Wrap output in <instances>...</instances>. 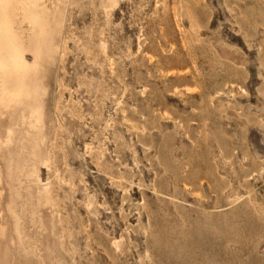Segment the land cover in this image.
<instances>
[{"label":"rangeland","instance_id":"1","mask_svg":"<svg viewBox=\"0 0 264 264\" xmlns=\"http://www.w3.org/2000/svg\"><path fill=\"white\" fill-rule=\"evenodd\" d=\"M47 6L45 102L2 109L3 127L17 122L14 161L36 164L15 210L42 250L9 244L12 264H264V0ZM23 58L33 65L31 51ZM25 100L47 110L45 130L25 119ZM36 176L51 206L38 204Z\"/></svg>","mask_w":264,"mask_h":264},{"label":"bare ground","instance_id":"2","mask_svg":"<svg viewBox=\"0 0 264 264\" xmlns=\"http://www.w3.org/2000/svg\"><path fill=\"white\" fill-rule=\"evenodd\" d=\"M67 1L68 0H66V2ZM111 2H113V1H111ZM49 10L50 9L47 6V0H0V130L2 129V133H3L2 135L0 134V136H2V137H0V147L7 148V152H8V154H7L8 158H9L8 166H7V175H8L7 179L8 180L6 181V183L8 186V192L11 196V199H9L10 201L7 203L6 207L8 209V212L10 213V216L12 215V217L14 219V224L12 226L13 231L11 232V234H13V236H10L11 234L8 235L9 236L8 241L5 242V240L3 241L2 238H5L7 236L6 228L4 227L5 221L7 220V218H6V220L4 219L5 215H3V213H1V210H0V236H2L0 239V245L2 244L1 241H3L2 245L4 246L1 253H0V256H1L0 257L1 258L0 264H4V263L5 264L6 263L12 264L13 261L16 260L17 255H14L13 254L14 252L13 253L11 252V250H10L11 248L9 249L10 246H8L9 244L11 245V247H14L17 245V249L21 250V253H23L25 255H30L31 253L37 254L40 251L42 252V250H40V251L38 250L37 243L31 242V238H29L26 235L28 233L24 232V229L21 226V221H22L21 217L17 214V212L15 210L16 206H17L16 199L22 198V195L20 193L21 186H19V185H21L20 175L23 174V171H25V169L27 167H31L32 171L30 173H28L26 175V177L27 176L33 177V175H35L36 164H35V162H33L34 164L30 165L29 162H26L27 160L29 161V159H28L29 157L28 158L24 157L25 159L22 158L24 160L23 161L24 163H22V165H18L19 163L17 164L14 161L15 160V159H13L14 153L9 150V146L13 144V140H12L13 139V133H15L13 131L15 129V128H13L14 127L13 125L16 126L17 122L16 121L14 122L15 119L13 117L14 116L13 113H12V116H8L9 119H8V123L6 126L3 127V125H1V120L3 118L2 109H4V110L5 109L6 110L12 109L13 105L16 106V105H18V103H20L19 100H20V98H23V96L26 97L25 99H27L29 101L35 99L38 101V103L39 102H45L46 89H47L46 86L48 85V84L46 85V78H47L46 71L48 69V66L46 63L47 62H48V64L50 63L47 59L44 58V55L46 54V52L48 51V48L50 47L47 44V41L49 38V33H48L49 28L47 29L48 18L51 14ZM18 23H23L24 24L23 26H27V28L25 27V29H22L21 31L18 30V32H17V29H15L14 26ZM51 24H52V22H51ZM19 29H20V27H19ZM24 33H27V34L25 35ZM59 45H61V44H59ZM59 49H60V46L56 47L54 50L57 51ZM28 50L31 51L33 56H34V63L32 66H27L25 61H24V58H23V52L28 51ZM27 85L31 86L32 88H35V90H36L35 92L37 94H34V96H35L34 98L32 97V95L29 94ZM25 102H27V101L25 100ZM28 104L29 103L27 102V103H24L22 105H24L25 112H27L26 110L28 109L29 115L26 117L23 115L22 116L25 117V119H27L28 121H30L34 127L36 126L35 127L36 129H37V126L39 125V120H40L42 122V125L44 126V130H45L47 110H45L43 112L44 114L35 115L34 112L30 113V112H32V108ZM19 107H20V105H19ZM45 108H46V106H45ZM20 111H22V110H20ZM38 112H40V111H38ZM36 114H37V112H36ZM20 116H16V117L18 118ZM23 117H21V119H22V122L25 123L23 121ZM54 118L56 119V117H54ZM26 124H27V122L25 123V125ZM42 125H41V127H43ZM34 127H31V128L34 129ZM38 127H40V126H38ZM41 130L43 131L42 133H44V130L43 129H41ZM30 131H31V129H30ZM28 136H30V135H28ZM36 136H37V134H36ZM37 137H39V136H37ZM40 138H41V136H40ZM20 139H22V138H20ZM39 141H40V139H39ZM36 142L37 141H35V143L33 145H35ZM41 143H42V141H41ZM27 144H30V143H27ZM13 146H14V144H13ZM29 149H31V148H29ZM33 150H34V148H33ZM35 153H37V152H35ZM22 157H23V155H22ZM15 158H16V160L18 159L17 157H15ZM36 160H38V159H36ZM42 163L44 165V162H42ZM3 168H5V167H3ZM37 168H38V166H37ZM1 183H2V177L0 176V185H1ZM38 183H41V182L39 181L38 177L36 176L34 185H35L37 194L40 195V197L39 196L38 197L41 198V199L37 198L38 204H40L41 206H44V207H46V206L48 207L49 205L51 206L53 204L52 197H51V194H52L51 189L48 187V185H42V189H39V187H37V185H36ZM27 195H29V193H27ZM42 198H44L45 200H43ZM2 200H3V187L2 188L0 187V204L2 202L4 203V200L3 201ZM5 200H6V198H5ZM24 205H25V203H24ZM1 208H2V206H1ZM3 221H4V224H3ZM6 226H7V224H6ZM9 226H10V224H9ZM8 232H9V230H8ZM60 236H59V238H60ZM39 249H41V248H39ZM51 253H53V252H51ZM43 257H44V255H43ZM48 259H49V257H48ZM60 262H63V261L61 260ZM60 264H62V263H60Z\"/></svg>","mask_w":264,"mask_h":264}]
</instances>
